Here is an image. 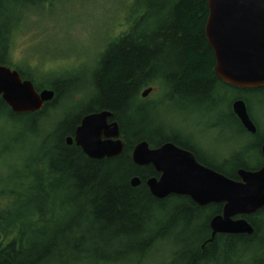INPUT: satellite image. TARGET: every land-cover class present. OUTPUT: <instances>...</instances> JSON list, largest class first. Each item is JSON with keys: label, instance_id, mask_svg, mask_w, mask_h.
Wrapping results in <instances>:
<instances>
[{"label": "trees", "instance_id": "1", "mask_svg": "<svg viewBox=\"0 0 264 264\" xmlns=\"http://www.w3.org/2000/svg\"><path fill=\"white\" fill-rule=\"evenodd\" d=\"M46 1L7 4L25 9ZM207 14L206 0H133L128 29L106 44L99 68L83 88H75L76 79L67 73L51 72L56 75L51 81L38 83L30 72L12 68L37 91L52 90L55 97L40 112L23 115L12 114L0 98V118L20 123L29 141L15 147V159L8 157L7 184L0 188V264H142L167 231L181 227L177 242L183 249L175 250L166 264H264V209L246 217L253 235H217L208 242L209 221L221 214L222 205L200 208L177 196L155 200L145 182L158 174L131 161L135 144L145 141L153 149L173 139L159 110L163 97L156 104L144 103L140 94L145 88L157 84L158 91L169 90L173 97L205 101L212 89L223 86L205 38ZM16 27L0 30V65L9 68ZM237 93L233 98L244 100ZM66 102L62 117L53 116L52 110ZM102 111L113 114L125 149L117 158L92 160L64 140L73 137L82 118ZM24 149L25 159L18 158L15 152ZM32 149L37 153L30 158ZM208 168L234 181L236 168L245 169ZM23 171L28 172L25 187L12 186L22 181ZM134 176L140 185L132 188Z\"/></svg>", "mask_w": 264, "mask_h": 264}, {"label": "water", "instance_id": "2", "mask_svg": "<svg viewBox=\"0 0 264 264\" xmlns=\"http://www.w3.org/2000/svg\"><path fill=\"white\" fill-rule=\"evenodd\" d=\"M204 33L214 56L215 77L234 88H264V0H206ZM151 89L141 94L147 97ZM55 97L52 90L37 91L16 70L0 65V98L14 115L40 112ZM233 113L250 131L254 128L243 101L232 104ZM107 111L85 116L74 138L66 139L89 159L119 157L125 148L119 126ZM111 121V122H110ZM264 159V146L261 150ZM131 159L138 167L151 166L158 178L146 180L150 195L159 200L170 196L189 198L204 208L222 205L221 214L209 221L212 242L217 235L254 233L246 217L264 209V167L257 171L238 170L239 181L197 163L192 154L170 143L151 149L142 141L132 149ZM132 187L140 180L133 178Z\"/></svg>", "mask_w": 264, "mask_h": 264}, {"label": "rangeland", "instance_id": "3", "mask_svg": "<svg viewBox=\"0 0 264 264\" xmlns=\"http://www.w3.org/2000/svg\"><path fill=\"white\" fill-rule=\"evenodd\" d=\"M7 1L0 0V30L5 32L3 28L7 25H17L10 45V68L30 72L38 83L51 81L56 76L51 77V72L67 73L76 79L75 88H83L89 81L92 68L106 44L128 29L127 17L133 4V0H47L37 8L15 9ZM151 87L147 99L151 98L152 104H156L166 92L158 91L157 84ZM219 89L207 100L191 101L190 105H185L178 96L174 97L168 106L162 105L159 110L166 124L179 125L184 131L197 135L204 145L218 151L219 140L231 136L232 130L218 131L215 143L212 125L227 116L235 96L231 90ZM248 96L249 103L253 104V115L264 126V109L257 106L264 101V95L252 93ZM14 126L8 118H0V188L7 184L9 158H16L14 152H2L7 146V135ZM28 142L17 146H25ZM244 142L248 143V138L234 135L233 147ZM15 153L18 158L25 159V149ZM208 214L200 219V224L205 222ZM183 229L167 231L164 241L167 246L156 247L142 264H166L170 255L180 247L177 235Z\"/></svg>", "mask_w": 264, "mask_h": 264}, {"label": "flooded vegetation", "instance_id": "4", "mask_svg": "<svg viewBox=\"0 0 264 264\" xmlns=\"http://www.w3.org/2000/svg\"><path fill=\"white\" fill-rule=\"evenodd\" d=\"M221 83L223 84V86L219 87H222L225 90H234V92L243 94L244 100L237 97L233 98L229 106V113L227 114V116L223 117L222 120L217 121L212 125V138L215 140V143H217L218 141V131H223L225 128H227L228 130H232L231 136L227 138L222 137L221 140H219L218 151L217 149L215 150L212 147L204 145L201 139L194 133L184 131L179 127V125L175 126L170 123H168V128H170V126H173L172 128L177 129L174 130L175 132L173 134V139L167 141L166 143H170L176 148L192 154L197 163L207 168L208 165H218L225 168L240 165L244 166L245 169L236 168V172L238 170L257 171L264 167V159L261 154L262 147L264 146V126L261 125V123H259V121L253 115L251 109L253 104L251 105L250 103L248 104L246 102L245 94L247 96L252 93L264 95V88L253 90L239 89L231 87L223 82ZM237 100H241L244 102L247 115L254 128L253 132H250L233 113L232 104ZM257 106H260V108L264 109V101L259 103V105ZM234 135L237 137H243L244 139L246 137L248 138L249 142H244L233 147Z\"/></svg>", "mask_w": 264, "mask_h": 264}, {"label": "bare ground", "instance_id": "5", "mask_svg": "<svg viewBox=\"0 0 264 264\" xmlns=\"http://www.w3.org/2000/svg\"><path fill=\"white\" fill-rule=\"evenodd\" d=\"M3 42H4V45L6 44V42H7V39H3ZM7 45V44H6ZM103 52V51H102ZM101 52V53H102ZM100 53V54H101ZM99 58H100V55H99V57H98V59H97V62H96V64L94 65V67L92 68V70H96L97 68H99V65H100V62L98 61L99 60ZM99 62V63H98ZM89 82V81H88ZM87 82V83H88ZM86 83V84H87ZM147 89H151V92H152V87H148V88H145L142 92H144L145 90H147ZM218 91H220V89H215V90H211V95L212 96H214ZM142 92H141V94H142ZM151 92H150V94H151ZM166 93H165V95H164V97H163V100H162V105L163 106H168V103H169V101H171V100H173V96H171V92L169 91V90H166L165 91ZM141 94H140V97H141ZM149 96V95H148ZM147 96V97H148ZM147 97H145V98H142V100L141 101H144V103H150L151 101V98H149V99H147ZM180 98V97H179ZM180 100L183 102V103H185V105H190V102L191 101H193V100H189V101H187V100H185V99H182V98H180ZM70 102H72V103H74L75 101H74V98L72 97L71 99H70ZM143 103V104H144ZM66 104V105H65ZM65 104H61V105H59V106H56V108L55 109H53L52 110V114H53V116H54V114H57V115H59V116H61L62 117V114H63V112L65 111V109H66V106L69 104V103H65ZM139 104H140V102H139ZM144 105H146V104H144ZM68 107V106H67ZM61 109V110H60ZM107 112H109V111H107ZM110 114H111V118H112V120L111 121H113V114L111 113V112H109ZM64 117V116H63ZM62 119V118H61ZM83 119V118H82ZM60 120V119H59ZM58 120V121H59ZM82 121V120H81ZM110 121V122H111ZM81 123V122H80ZM14 127L12 128V132L11 133H9L8 135H7V139H6V143H7V146L6 147H4V148H2V152L3 153H6V152H8V153H11L13 150H14V148L17 146V145H20L21 143H23V142H27L28 141V138L26 137V136H24L23 134H21V125H20V123H14ZM80 125V124H79ZM44 126H47V127H50V126H52V125H44ZM168 126H169V124L167 123V128H168ZM79 127V126H78ZM77 127V128H78ZM173 127V126H172ZM171 126H170V128H168V129H170V131L168 132V137H173L174 135V129L172 128ZM76 128V129H77ZM172 129V130H171ZM76 131V130H75ZM74 134H75V132H74ZM68 138H74V135H73V137H67V138H65V140H64V142H65V144L67 145V143H66V139H68ZM121 138V137H120ZM32 139V138H31ZM123 141V140H122ZM140 143V142H139ZM138 144V143H137ZM137 144H135L134 146H136ZM72 145H74V143L72 144ZM72 145H67V146H72ZM75 146V145H74ZM134 146L132 147V149L134 148ZM17 147H19V146H17ZM76 147V146H75ZM125 149V148H124ZM82 152V151H81ZM36 153H37V150H35V149H32V150H30L29 151V157L31 158V157H35V155H36ZM131 153H132V151H131ZM83 154V153H82ZM84 155V154H83ZM85 156V155H84ZM86 157V156H85ZM109 159H114V158H109ZM131 161H132V159H131ZM133 163V162H132ZM136 166V165H135ZM136 167H138V166H136ZM45 168V167H44ZM138 168H144V167H138ZM230 168V167H229ZM27 174H28V172H26V171H23L19 176H20V180H22V181H17V182H10V184L12 185V186H16V187H19V188H24L25 187V184L24 183H22L24 180H26V178H27ZM133 178H138L137 176H134V177H132L131 178V180L133 179ZM139 179V178H138ZM131 180H130V182H131ZM140 180V179H139ZM130 187H132L131 186V184H130ZM132 188H134V187H132ZM153 198V197H152ZM155 199V198H154ZM155 200H157V199H155ZM47 206H50V207H52V205L50 204V203H48V204H46ZM167 215V214H166ZM59 216V215H58ZM162 217V216H161ZM162 240V242L160 243V244H158V245H160V247L161 246H167L166 245V243L164 242L165 241V238L164 239H161ZM204 246V245H203ZM200 247L201 249H203L204 247ZM181 249H183V245H182V247H181ZM152 252V248H150L149 249V253L146 255V257H145V255L143 256V258H142V260L141 261H145L146 259H147V257H149ZM150 254V255H149ZM149 255V256H148ZM139 263H141V262H139Z\"/></svg>", "mask_w": 264, "mask_h": 264}]
</instances>
